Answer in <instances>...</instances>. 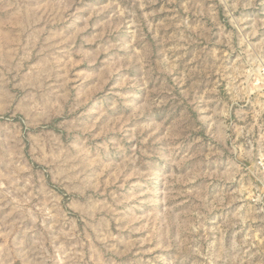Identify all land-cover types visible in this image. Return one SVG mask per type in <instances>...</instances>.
Wrapping results in <instances>:
<instances>
[{"label":"rangeland","instance_id":"374dc122","mask_svg":"<svg viewBox=\"0 0 264 264\" xmlns=\"http://www.w3.org/2000/svg\"><path fill=\"white\" fill-rule=\"evenodd\" d=\"M263 66L264 0H0V264H264Z\"/></svg>","mask_w":264,"mask_h":264},{"label":"built area","instance_id":"2783aa9c","mask_svg":"<svg viewBox=\"0 0 264 264\" xmlns=\"http://www.w3.org/2000/svg\"><path fill=\"white\" fill-rule=\"evenodd\" d=\"M254 84V89L257 91V89L259 88V92H263L264 91V66L260 68V70L258 71V76L255 80V82H253ZM260 84V86H259ZM255 85H258V87H256Z\"/></svg>","mask_w":264,"mask_h":264}]
</instances>
